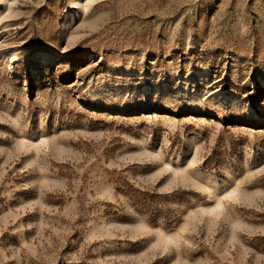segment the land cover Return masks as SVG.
Instances as JSON below:
<instances>
[{
  "label": "rangeland",
  "instance_id": "374dc122",
  "mask_svg": "<svg viewBox=\"0 0 264 264\" xmlns=\"http://www.w3.org/2000/svg\"><path fill=\"white\" fill-rule=\"evenodd\" d=\"M0 264H264V0H0Z\"/></svg>",
  "mask_w": 264,
  "mask_h": 264
},
{
  "label": "bare ground",
  "instance_id": "6f19581e",
  "mask_svg": "<svg viewBox=\"0 0 264 264\" xmlns=\"http://www.w3.org/2000/svg\"><path fill=\"white\" fill-rule=\"evenodd\" d=\"M83 12H85V11L83 10Z\"/></svg>",
  "mask_w": 264,
  "mask_h": 264
}]
</instances>
